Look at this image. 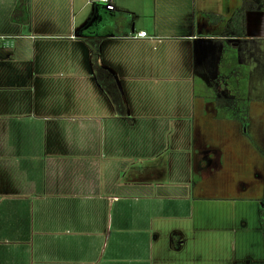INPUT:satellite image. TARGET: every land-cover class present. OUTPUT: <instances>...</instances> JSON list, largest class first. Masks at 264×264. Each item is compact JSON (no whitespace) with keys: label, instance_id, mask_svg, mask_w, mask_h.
Listing matches in <instances>:
<instances>
[{"label":"crops","instance_id":"obj_1","mask_svg":"<svg viewBox=\"0 0 264 264\" xmlns=\"http://www.w3.org/2000/svg\"><path fill=\"white\" fill-rule=\"evenodd\" d=\"M113 1L26 0L20 24L0 0V264H206L203 242L258 209L247 138L218 110L247 109L229 68L264 56V0Z\"/></svg>","mask_w":264,"mask_h":264},{"label":"rangeland","instance_id":"obj_2","mask_svg":"<svg viewBox=\"0 0 264 264\" xmlns=\"http://www.w3.org/2000/svg\"><path fill=\"white\" fill-rule=\"evenodd\" d=\"M246 54H248V52ZM233 55L234 57L237 56L234 49L231 53L225 55L221 61H218L217 69H219L215 77L216 81L227 75V71L224 69L229 63H231L227 61L233 58ZM244 58L247 61V65L239 67L232 63L233 66L229 69H232V72L236 70L237 72H241H239L240 74L238 75L232 74L231 76L232 79L243 81L242 86L238 85V90L241 89V92L243 91V101L245 98L244 92L246 88L249 89L248 95H246L247 106H249L251 102H257L251 112L253 115L252 120L250 119V124H247L246 119L250 116H246L244 112L237 113L236 108L235 110L226 111H223V108H220L218 110V115L222 116L224 112H227V117L237 119V121H239V131L233 130L232 133L236 134V132H238L247 138V140L244 141L245 143H242V146L243 150L249 152L250 155L248 159V178L251 185L248 191V197L250 200L248 205L249 207H252L254 204L251 201H254L258 209L253 214L250 212L247 227H244L241 230L244 235L243 237H239L240 233H232L227 236L218 234V236L213 240L211 239L210 242H203L204 244L201 245V249L206 250L202 252V256H207L205 259L206 264L208 261H211L209 264H264V228L260 218V206L262 203L264 204V197L261 198L264 188L263 185L260 186L259 183L256 182V178L258 177V174L256 173L257 170L258 172L259 170H263L264 173V56L256 58L254 55L249 54L247 58L243 56L241 59L244 61ZM244 72L247 75L245 74V76L242 75L243 77H241L240 75ZM220 74L222 76H220ZM202 88L203 87L200 85L199 89L202 90ZM203 112L205 111L202 110V113ZM261 201L263 202L261 203ZM209 244L210 247L208 246Z\"/></svg>","mask_w":264,"mask_h":264},{"label":"trees","instance_id":"obj_3","mask_svg":"<svg viewBox=\"0 0 264 264\" xmlns=\"http://www.w3.org/2000/svg\"><path fill=\"white\" fill-rule=\"evenodd\" d=\"M12 21L20 24H27L30 20V15L27 7L26 0H18L12 14H11ZM246 17L245 14L242 12H238L234 15L231 26L233 29V33L236 36H246ZM97 74H98V81L105 89V91L110 96L116 111L120 115H126L127 107L123 97V93L121 88L117 82L115 75L106 68L99 67L97 65ZM244 114L248 116L249 114V106L244 111ZM264 214V208H263Z\"/></svg>","mask_w":264,"mask_h":264},{"label":"built area","instance_id":"obj_4","mask_svg":"<svg viewBox=\"0 0 264 264\" xmlns=\"http://www.w3.org/2000/svg\"><path fill=\"white\" fill-rule=\"evenodd\" d=\"M105 5H106V7L108 8V9H110V10H113V9H115V7H116V5H115V3H114V1L113 0H101ZM137 36H139V37H148V33H147V31H145V30H143V31H140L138 34H137Z\"/></svg>","mask_w":264,"mask_h":264}]
</instances>
